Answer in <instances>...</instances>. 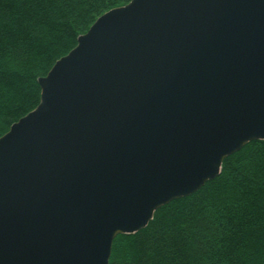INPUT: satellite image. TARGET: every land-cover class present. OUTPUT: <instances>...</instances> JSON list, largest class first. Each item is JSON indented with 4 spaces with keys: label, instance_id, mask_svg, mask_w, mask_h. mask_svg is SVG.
<instances>
[{
    "label": "water",
    "instance_id": "95a60500",
    "mask_svg": "<svg viewBox=\"0 0 264 264\" xmlns=\"http://www.w3.org/2000/svg\"><path fill=\"white\" fill-rule=\"evenodd\" d=\"M37 82L0 135V264H108L264 139V0H129Z\"/></svg>",
    "mask_w": 264,
    "mask_h": 264
},
{
    "label": "trees",
    "instance_id": "16d2710c",
    "mask_svg": "<svg viewBox=\"0 0 264 264\" xmlns=\"http://www.w3.org/2000/svg\"><path fill=\"white\" fill-rule=\"evenodd\" d=\"M129 0H0V135L39 101L37 78L103 12ZM108 264H264V139L226 156L197 191L119 234Z\"/></svg>",
    "mask_w": 264,
    "mask_h": 264
}]
</instances>
